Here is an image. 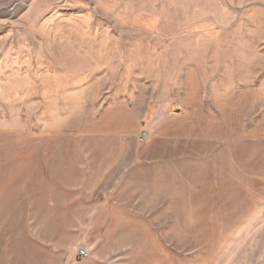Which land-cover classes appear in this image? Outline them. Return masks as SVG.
Instances as JSON below:
<instances>
[{
  "label": "rangeland",
  "instance_id": "374dc122",
  "mask_svg": "<svg viewBox=\"0 0 264 264\" xmlns=\"http://www.w3.org/2000/svg\"><path fill=\"white\" fill-rule=\"evenodd\" d=\"M0 264H264V0H0Z\"/></svg>",
  "mask_w": 264,
  "mask_h": 264
},
{
  "label": "built area",
  "instance_id": "2783aa9c",
  "mask_svg": "<svg viewBox=\"0 0 264 264\" xmlns=\"http://www.w3.org/2000/svg\"><path fill=\"white\" fill-rule=\"evenodd\" d=\"M85 256V252L84 251H79L78 252V257L83 258Z\"/></svg>",
  "mask_w": 264,
  "mask_h": 264
}]
</instances>
